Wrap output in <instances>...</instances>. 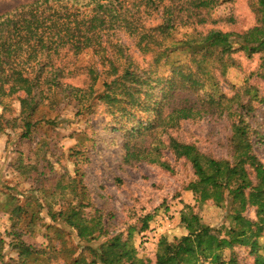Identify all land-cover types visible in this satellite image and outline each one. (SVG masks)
<instances>
[{
  "label": "trees",
  "instance_id": "obj_1",
  "mask_svg": "<svg viewBox=\"0 0 264 264\" xmlns=\"http://www.w3.org/2000/svg\"><path fill=\"white\" fill-rule=\"evenodd\" d=\"M232 1L32 0L0 11V135L20 128L23 136H30L39 117L65 105H73L77 114H91L101 102L117 125H129L120 128L124 165L157 163L164 145L161 136L167 134V148L176 159L188 161L197 178L186 190L200 203L212 201L226 209L231 226L218 229L186 206L190 211L183 212L182 221L188 235L173 241L161 238L155 264H244L235 255L224 257V251L236 248L248 250L252 264H264V191L254 193L258 181L253 178L254 173L264 174L255 153V145L264 144V113L258 127L250 124L256 108L264 107V95L250 85L229 96L221 86L228 70L241 68L237 53L260 55L264 68V0H248L255 25L241 32L235 30V17L213 18L221 3ZM221 22L227 30L218 26ZM184 27L191 33L176 40ZM120 34L133 38L139 54L152 56V61L140 64ZM178 51L187 53L188 60L170 62ZM162 62L170 67L164 69L167 75L160 72ZM17 100L22 104L13 116ZM205 117L233 119L232 160L206 156L194 144L170 136L182 121ZM77 175L71 185L85 200L84 173L78 170ZM250 208L255 219L246 216ZM23 212L20 206L11 212L12 235L21 242L18 258L6 260L0 233V264H38V257L44 259L41 264H58L60 255H65L64 264L136 261L135 228L111 236L98 248L81 245L106 234L98 209L89 215L71 204L65 211H50L52 221H61L79 241L77 247L63 242L60 249L52 242L44 249L22 242L18 227ZM152 219L144 217L139 232H146Z\"/></svg>",
  "mask_w": 264,
  "mask_h": 264
},
{
  "label": "rangeland",
  "instance_id": "obj_2",
  "mask_svg": "<svg viewBox=\"0 0 264 264\" xmlns=\"http://www.w3.org/2000/svg\"><path fill=\"white\" fill-rule=\"evenodd\" d=\"M29 1L32 0H2L0 11ZM213 15V18L220 19L235 17L237 32L255 25L248 0L223 2L214 10ZM218 26L223 30L228 29L224 22ZM191 31L186 27L180 28L175 34L176 40L184 38ZM120 37L131 52L136 54L140 64L147 66L152 61V56L139 54L133 38L124 34H120ZM87 58H84V63ZM188 58L187 53L178 51L172 54L170 62H183ZM235 58L241 68L228 70L221 83L222 89L232 96L236 91L252 85L264 95L261 56L248 57L240 52ZM160 66V72L167 75L168 71L164 72V69L170 67L165 68L163 62ZM97 103L91 114L86 111L77 114L73 105H65L60 111L39 117L30 136H23L20 128H8L0 135V233L6 243V260H16L18 247L21 246V242L12 235L11 212L18 206L24 208L18 227L24 234L21 241L39 249L48 247L50 242L59 249L63 242L69 247L79 246L75 232L61 221H52L50 211H65L71 204H77L78 208L89 215H94L98 209L103 216L106 234L96 240L82 242L81 245L98 248L111 236L119 233L126 235L130 228H135L133 242L137 257L134 264H155L161 238L173 241L188 235L182 221L183 212L190 211L186 206H190L206 225L218 229L231 226L226 209L217 207L212 201L200 203L191 191L186 190L197 178L191 164L184 159H176L167 148L169 135L161 136L164 145L157 163L143 161L131 166L124 165V138L120 128H128L129 125H117V120L107 107L101 102ZM21 104L18 100L13 102V116L17 115ZM2 113L3 108L0 106ZM263 113L264 107L258 106L256 118L250 120L252 128L262 123ZM232 124L233 119L230 118L205 117L182 121L178 128L171 131L170 136L194 144L206 156L232 160ZM144 125H147L146 121ZM73 152L81 153L74 156ZM255 153L264 164V144L257 143ZM78 170L84 173L87 195L78 190L85 195V200L77 195L75 184L71 185L75 176H78ZM253 178L258 181L254 193H263L264 174L254 173ZM147 215H153L149 229L139 232L142 219ZM246 216L255 219V209L250 208ZM53 226L60 231L53 229ZM223 254L226 259L235 255L244 264L253 262L248 250L243 248L226 250ZM63 257L65 255L56 259L58 264H64L66 260ZM38 259V264L44 260L40 257Z\"/></svg>",
  "mask_w": 264,
  "mask_h": 264
}]
</instances>
